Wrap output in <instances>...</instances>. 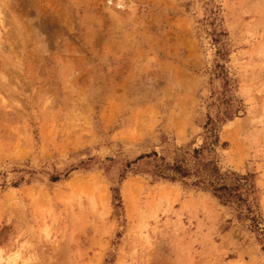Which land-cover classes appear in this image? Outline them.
<instances>
[{
  "label": "rangeland",
  "instance_id": "obj_1",
  "mask_svg": "<svg viewBox=\"0 0 264 264\" xmlns=\"http://www.w3.org/2000/svg\"><path fill=\"white\" fill-rule=\"evenodd\" d=\"M0 264H264V0H0Z\"/></svg>",
  "mask_w": 264,
  "mask_h": 264
},
{
  "label": "trees",
  "instance_id": "obj_2",
  "mask_svg": "<svg viewBox=\"0 0 264 264\" xmlns=\"http://www.w3.org/2000/svg\"><path fill=\"white\" fill-rule=\"evenodd\" d=\"M194 161L193 168L186 167L182 163L174 162L173 164L160 165L158 178L160 180L171 183L180 182L191 175L196 177L191 183L192 187L199 188L204 192L209 193L213 198L219 201L222 205L233 206L236 211V216L240 220H249L254 227L258 228L259 217L256 212L247 207L245 210H239L242 204H247V199L244 195H249L252 192V187L247 183L246 175L239 176L236 174L222 173L212 160L201 162L197 158L198 150H193ZM153 155H155L153 153ZM146 156H140L137 160L143 159Z\"/></svg>",
  "mask_w": 264,
  "mask_h": 264
}]
</instances>
